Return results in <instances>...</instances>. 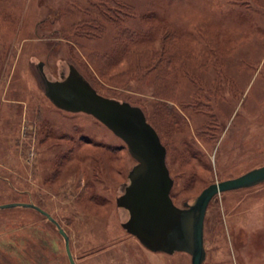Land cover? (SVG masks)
I'll return each mask as SVG.
<instances>
[{"label": "rangeland", "instance_id": "1", "mask_svg": "<svg viewBox=\"0 0 264 264\" xmlns=\"http://www.w3.org/2000/svg\"><path fill=\"white\" fill-rule=\"evenodd\" d=\"M31 61L140 108L182 208L264 165V0H0V205L47 211L76 264H191L122 227L136 161L95 116L55 107ZM204 248L203 264H264V183L210 201ZM0 264L69 261L56 227L18 207L0 210Z\"/></svg>", "mask_w": 264, "mask_h": 264}, {"label": "water", "instance_id": "2", "mask_svg": "<svg viewBox=\"0 0 264 264\" xmlns=\"http://www.w3.org/2000/svg\"><path fill=\"white\" fill-rule=\"evenodd\" d=\"M31 70L55 107L92 114L125 142L136 165L128 174L129 183L122 186V192H116L122 227L152 252H185L190 255L191 264H203L204 219L210 201L221 193L264 183V165L210 184L193 202H185L179 208L170 198L173 182L165 165V149L140 108L98 95L87 78L71 65L60 62L59 80L49 75L43 62L31 61ZM18 207L34 210L52 223L64 239L69 264H76L68 234L47 211L31 202L2 204L0 210Z\"/></svg>", "mask_w": 264, "mask_h": 264}, {"label": "flooded vegetation", "instance_id": "3", "mask_svg": "<svg viewBox=\"0 0 264 264\" xmlns=\"http://www.w3.org/2000/svg\"><path fill=\"white\" fill-rule=\"evenodd\" d=\"M125 187V186H124Z\"/></svg>", "mask_w": 264, "mask_h": 264}, {"label": "trees", "instance_id": "4", "mask_svg": "<svg viewBox=\"0 0 264 264\" xmlns=\"http://www.w3.org/2000/svg\"><path fill=\"white\" fill-rule=\"evenodd\" d=\"M171 198V197H170Z\"/></svg>", "mask_w": 264, "mask_h": 264}]
</instances>
